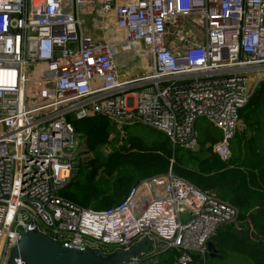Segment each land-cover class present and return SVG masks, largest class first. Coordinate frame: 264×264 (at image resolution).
Wrapping results in <instances>:
<instances>
[{
  "label": "built area",
  "instance_id": "obj_1",
  "mask_svg": "<svg viewBox=\"0 0 264 264\" xmlns=\"http://www.w3.org/2000/svg\"><path fill=\"white\" fill-rule=\"evenodd\" d=\"M184 23L199 25L202 42L170 48L176 36L188 41ZM142 55L147 66L130 72ZM262 80L264 0H0V264L17 225L105 253L146 237L150 251L130 264L170 248L177 264L204 256L237 209L170 167L112 206L62 196L84 150L73 119L104 113L121 136L143 122L196 149L205 116L221 133L211 148L226 159L239 108Z\"/></svg>",
  "mask_w": 264,
  "mask_h": 264
},
{
  "label": "trees",
  "instance_id": "obj_2",
  "mask_svg": "<svg viewBox=\"0 0 264 264\" xmlns=\"http://www.w3.org/2000/svg\"><path fill=\"white\" fill-rule=\"evenodd\" d=\"M239 118L244 126L233 134L235 142L230 141L226 159L211 148L220 132L200 135L199 147L187 149L172 145L162 130L150 125L148 134L152 136L143 137L130 129L138 121L124 124L121 136L104 113L74 118L75 129L93 154L77 160L60 193L79 204L104 208L128 193L138 172L157 174L170 167L176 175L214 191L237 209L235 218L219 225L213 235L220 257L193 252L187 264H203L207 258L214 264H264V80L239 108ZM100 166L109 176L108 193L95 183L96 167ZM125 167L132 169L131 174L114 175ZM165 253L160 257L164 264H177L174 249Z\"/></svg>",
  "mask_w": 264,
  "mask_h": 264
},
{
  "label": "water",
  "instance_id": "obj_3",
  "mask_svg": "<svg viewBox=\"0 0 264 264\" xmlns=\"http://www.w3.org/2000/svg\"><path fill=\"white\" fill-rule=\"evenodd\" d=\"M19 237L9 251L5 264H16L15 257L20 256L25 264H122L141 250L150 251V241L145 237L128 249H118L110 253L91 247H74L57 241L53 236L35 228L16 226ZM145 241L147 242L145 244ZM209 256H219L215 241H208Z\"/></svg>",
  "mask_w": 264,
  "mask_h": 264
},
{
  "label": "rangeland",
  "instance_id": "obj_4",
  "mask_svg": "<svg viewBox=\"0 0 264 264\" xmlns=\"http://www.w3.org/2000/svg\"><path fill=\"white\" fill-rule=\"evenodd\" d=\"M194 18L197 17V15H193ZM180 18H177V22H179ZM174 29V25L170 24L168 30L172 31ZM106 34L108 35V30L105 29ZM178 33L183 36L187 37L188 41H184V40H179L178 37H174L169 41V47L171 48L174 45L179 44L180 46L186 44V43H191L192 41H196V42H202L203 39V35L199 32V25L197 24H192L191 26H186V23L182 24L178 30ZM114 34L116 36H118L117 31H114ZM133 58L131 60H129L130 62H132ZM138 61V60H137ZM124 62H120L119 63V67L121 68L122 64ZM243 124V121L241 122V125ZM240 125L239 128H242ZM195 128L198 132V138L200 135L205 134L206 132H211V133H218L220 132V129L216 126H214L212 124V122L205 116H198L195 120ZM131 130L137 131L140 134H142L143 137L146 138H150L152 135L148 134V131L150 130V127L148 126V124L145 123H137L135 125H132L130 127ZM231 140L233 142H235V139ZM231 141V142H232ZM82 146L84 147V150H81V154L79 155V157H77L78 159H83V161L85 160L86 157L91 156L93 154L92 150L87 149L84 141ZM103 151L105 150L104 147L101 148ZM90 168L91 165H87V168ZM147 171V174H144L143 172ZM145 171H140L137 173V175L135 176L134 179V183L136 182L137 178L139 179H143V178H147V177H151L152 175H154V173H150V171L145 170ZM132 169L125 167L122 168L120 171L114 173V175H124V174H131ZM95 183L97 186H99L101 189H104L107 193L110 191V181H109V176L108 174L105 172V169L103 167H96V174H95ZM132 183V185L134 184ZM131 185V186H132ZM98 200V199H97ZM96 200V201H97ZM96 201H93V205L96 203ZM183 218H187L188 214H184L182 215ZM141 264H159V260H158V256L157 255H149V256H142L141 260H140ZM122 264H130L129 262H125ZM203 264H214L212 262L209 261V258H207L206 263L205 261L203 262Z\"/></svg>",
  "mask_w": 264,
  "mask_h": 264
},
{
  "label": "bare ground",
  "instance_id": "obj_5",
  "mask_svg": "<svg viewBox=\"0 0 264 264\" xmlns=\"http://www.w3.org/2000/svg\"><path fill=\"white\" fill-rule=\"evenodd\" d=\"M136 67L143 68L147 66L145 55H142V57L136 62Z\"/></svg>",
  "mask_w": 264,
  "mask_h": 264
},
{
  "label": "crops",
  "instance_id": "obj_6",
  "mask_svg": "<svg viewBox=\"0 0 264 264\" xmlns=\"http://www.w3.org/2000/svg\"><path fill=\"white\" fill-rule=\"evenodd\" d=\"M139 69H140V68L134 66L130 72L137 71V70H139ZM130 72H129V73H130ZM124 74H126V73H124ZM156 255L158 256L159 264H164V263L160 260V257L163 256V255H166V253L163 252V253L156 254ZM142 256H148V254H144V255H142Z\"/></svg>",
  "mask_w": 264,
  "mask_h": 264
}]
</instances>
